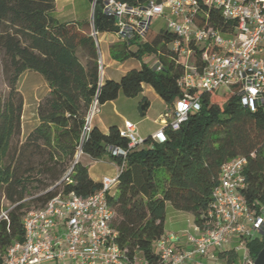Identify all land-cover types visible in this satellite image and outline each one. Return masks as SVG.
I'll list each match as a JSON object with an SVG mask.
<instances>
[{"label":"trees","instance_id":"1","mask_svg":"<svg viewBox=\"0 0 264 264\" xmlns=\"http://www.w3.org/2000/svg\"><path fill=\"white\" fill-rule=\"evenodd\" d=\"M121 1L142 7L149 0ZM91 2L92 20L81 24L56 19L52 15L56 0H0V215L2 198L9 203L8 219L0 218V262L12 244L24 241L23 218L30 210L60 193L87 197L102 188L81 154L94 160L108 155L122 166L116 191H108L107 199L115 211L118 243L130 260L141 255L148 264H164L154 243L167 236L169 204L192 213L195 225L205 228L222 166L236 156L248 159L242 194L249 209L259 213L264 208V103L252 111L233 92L202 91L199 110L191 111L178 129L165 126V142L150 135L126 157L111 150L128 148L120 126H111L107 133L92 126L84 135L94 99L102 105L121 94L136 97L144 84L153 87L169 108L182 96L178 82L183 67L167 45L176 39L167 28L155 32L151 26L147 41L135 51L125 42L112 45L113 59L137 58L141 67L130 69L118 81L101 80L93 29L115 34L118 27L115 17L104 11L103 0ZM209 14L213 24L224 23L213 8ZM150 53L158 55L161 70L142 61ZM28 70L39 73L49 91L38 103V124L22 139L25 98L19 82ZM140 112L145 114L141 108ZM261 234L246 241L253 259L264 247V231ZM219 257L232 263L239 253L227 248Z\"/></svg>","mask_w":264,"mask_h":264},{"label":"built area","instance_id":"2","mask_svg":"<svg viewBox=\"0 0 264 264\" xmlns=\"http://www.w3.org/2000/svg\"><path fill=\"white\" fill-rule=\"evenodd\" d=\"M103 5L104 11L116 19L115 35L133 51L147 41L155 16L167 14V30L176 36L167 45L178 54L183 67L178 82L182 96L162 116L164 126L151 135L155 141L165 142V126L178 129L191 111L200 109L202 91L221 92L224 88L239 95L243 105L252 111L264 103V0H149L142 7L129 6L121 0H103ZM210 8L219 13L223 24L212 23ZM92 34L103 80L106 66L100 33L93 29ZM153 67L162 69L158 57ZM100 106L94 99L86 115L85 136ZM120 134L129 143L128 148L111 149L117 156L126 157L130 149L146 142L137 123L129 119L124 120ZM80 154L81 151L77 159ZM247 161L246 156L239 155L223 164L220 182L206 211L207 226H195L200 234H188V247H173L170 241L175 234L154 243L164 264H254L246 241L264 231V208L259 213L250 210L242 194ZM121 169L118 166L116 177H104L102 188L87 197L60 193L43 207L30 210L23 218L24 241L12 244L0 264H148L140 255L130 260L117 240L115 211L107 192L116 185ZM1 217L8 219V210L2 211ZM237 240L239 244L235 246ZM227 248L238 253L243 250V255L228 263L218 254Z\"/></svg>","mask_w":264,"mask_h":264},{"label":"rangeland","instance_id":"3","mask_svg":"<svg viewBox=\"0 0 264 264\" xmlns=\"http://www.w3.org/2000/svg\"><path fill=\"white\" fill-rule=\"evenodd\" d=\"M66 1V0H64ZM64 1L61 2V7L58 8L59 16L65 20L73 19L79 21L81 24L86 22H91L93 17V4L91 9H89V12H92V15L89 17H86L87 9L86 5L83 4L80 0H76L74 2H71L70 4H64ZM63 5V6H62ZM167 28V14L161 15V16H155L152 21V29L155 32H159L161 29ZM110 38V39H116L117 36L114 34H100L99 35V42L100 46L103 52L104 56V63H105V70H104V78L108 77V72L113 70L119 63L114 62L111 54L109 53V50L107 49L106 44L104 43V39ZM157 56L155 54L153 55H143L142 61L147 63L149 66H154L156 63ZM141 61L137 58H130L129 61L124 63V67L132 66L133 64H140ZM42 76L35 72V71H26L20 78L19 82V88L21 92L27 97V105L25 108V119H24V130L25 133L22 134V139L25 138V135L27 132L35 125L36 120V107L37 103L32 99L33 93L35 91L36 86L39 87V92H41V78ZM2 79V89L6 90V84L4 82L3 76H1ZM149 89V90H148ZM227 91L222 88L220 93H226ZM155 92L146 87L145 89V95L149 98V100L152 101V109L148 114H142L140 112V106L141 103L139 101H142L143 96H139V98L134 97H127L124 94H121L120 100L116 102L118 110L123 114L124 117L128 118L129 120H132L133 122L137 123L138 130L141 135L147 137L151 135L154 131L159 129L160 127L164 126V123L161 122L160 114L164 113V111H168V107L161 101H157L154 99ZM114 106V104H113ZM112 106L111 104H108L106 106V109H110ZM157 118V120H155ZM23 130V126H22ZM23 133V132H22ZM83 154H81V157ZM85 156H83V160H85ZM91 160L86 159L85 162H90ZM117 167L112 164L110 158L108 155L104 156V158L99 161L96 166L93 168V172H98L100 174H106V177H116L117 175ZM104 178V177H103ZM116 191V185H114L111 189V193H115ZM2 208L6 210L7 207H9V203L2 198ZM34 207V205H33ZM166 214V222H165V230L166 234H176L179 237H186L189 233L193 234V227H194V217L192 214H188V218L191 220L187 221L186 218L183 220V222H179L177 219L173 218L172 214V206L169 204ZM174 209V208H173ZM186 213V212H185ZM188 229V230H187ZM191 230V231H189ZM258 236H262L260 232H258ZM171 244V243H170ZM239 244V241L237 240L234 245L237 246ZM173 247H175L173 244H171ZM219 254V251H218ZM240 255H243V250L239 252ZM141 256V255H140Z\"/></svg>","mask_w":264,"mask_h":264},{"label":"crops","instance_id":"4","mask_svg":"<svg viewBox=\"0 0 264 264\" xmlns=\"http://www.w3.org/2000/svg\"><path fill=\"white\" fill-rule=\"evenodd\" d=\"M64 1V0H63ZM76 0H66L64 1V4H70L71 2H74ZM83 4L86 5V9H87V14H86V17L92 15V12L90 11L89 12V9H91L92 7V2L91 0H80ZM61 2L62 0H56V8L55 10L52 12V15L58 19L59 21L61 22H65V21H77V20H73V19H69V20H65L63 18H61V16H59V12H58V8L61 7ZM62 5V6H63ZM79 22V21H77ZM80 23V22H79ZM101 34H106V33H101ZM110 34V33H108ZM115 35V34H114ZM120 39L117 37L116 39H110V38H106L104 39V43L106 44L107 46V49L109 50V53H110V48L112 45L114 44H117V43H120ZM130 59L124 61V62H120V61H117L115 59H113L114 62H117L119 63L113 70L109 71L108 72V77L104 78V79H114V80H120L121 77L126 74V72H128L130 69L132 68H140L141 67V63L136 65V64H133L132 66H129V67H124V63H126L127 61H129ZM29 71V70H28ZM105 75V73H104ZM41 80V92H39V87L36 86L35 88V91L33 93V97L32 99L37 103V106H38V103L39 101L41 100V98L43 97V95H45L48 91H49V88H48V85L46 83V81L44 80L43 77L40 78ZM146 87L152 89L155 93L153 94L154 95V99L157 100V101H161L163 102L168 108H169V105L156 93V91L153 89V87H151L150 85H147V84H144L143 85V92L141 94H139L138 96L134 97V98H139V96H143V100L142 101H139V103H141V105L144 103V101H148V107L145 111V114H148L150 112V110L152 109V101L149 100V98L145 95V89ZM149 90V89H148ZM121 98V95H119V97L116 99V100H113V101H109V102H106L105 104H102L100 106V110L99 112L95 115L94 119H93V127H98L100 128L103 132L107 133L109 128L113 125H118V126H122L123 123H124V120L125 119H128L126 117L123 116V114L118 110L117 108V105H116V102H118V100H120ZM108 104H111V108L110 109H106V106ZM114 104V106H113ZM26 105H27V97L25 96V105H24V112H23V117H22V126H23V130H22V134L25 133V130H24V119H25V108H26ZM169 110V109H168ZM167 112L164 111V113L160 114L159 117H161L162 119V116ZM36 115H37V107H36ZM160 119V120H161ZM155 120H157V118H155ZM39 122V119H38V116L36 117V120H35V125L27 132V134L38 124ZM162 122V120H161ZM163 123V122H162ZM158 130V129H157ZM156 130V131H157ZM156 131H154L153 133H155ZM140 133V132H139ZM152 133V134H153ZM26 134V135H27ZM151 134V135H152ZM25 135V136H26ZM143 136V135H142ZM150 136V135H149ZM145 137V136H143ZM148 137V136H147ZM146 138V137H145ZM83 156H85L86 159H89L91 160L90 162H85V160H83ZM81 157V161L86 164L89 168V173H90V176L95 180V181H102L103 180V177H106V174H100L98 172H93V168L96 166V164L101 161L102 159H99V160H94L92 159L91 157H89L88 155H83ZM112 162V161H111ZM112 164H114L117 168V171H118V166L116 163L112 162ZM169 207L167 206V209ZM172 214H173V218L174 219H177L179 222H183V220L186 218V220L190 221L191 219L188 218V214H192L190 212H183V211H179V210H176V209H173L172 207ZM193 216V214H192ZM194 217V216H193ZM195 224H194V227H193V234L195 235H198L200 234V231L196 230L195 228ZM188 230V229H187ZM191 231V230H189ZM263 232V231H262ZM260 232V233H262ZM176 235V234H175ZM256 235H258V232L256 233ZM171 244H173L175 246V248L177 250H180V249H184L186 247H188V244H187V238L182 236V237H179L178 235H176V238L172 239L170 241ZM201 260L203 261H208L209 262V259L208 258H202Z\"/></svg>","mask_w":264,"mask_h":264},{"label":"water","instance_id":"5","mask_svg":"<svg viewBox=\"0 0 264 264\" xmlns=\"http://www.w3.org/2000/svg\"><path fill=\"white\" fill-rule=\"evenodd\" d=\"M147 107H148V101H144V103L140 106L143 112L146 111ZM254 264H264V247L260 250V252L256 256Z\"/></svg>","mask_w":264,"mask_h":264}]
</instances>
